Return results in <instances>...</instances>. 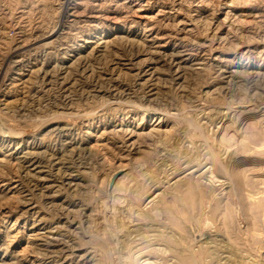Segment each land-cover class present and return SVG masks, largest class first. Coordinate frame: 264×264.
Segmentation results:
<instances>
[{"label":"rangeland","instance_id":"374dc122","mask_svg":"<svg viewBox=\"0 0 264 264\" xmlns=\"http://www.w3.org/2000/svg\"><path fill=\"white\" fill-rule=\"evenodd\" d=\"M263 143L264 0H0V264H264Z\"/></svg>","mask_w":264,"mask_h":264},{"label":"bare ground","instance_id":"6f19581e","mask_svg":"<svg viewBox=\"0 0 264 264\" xmlns=\"http://www.w3.org/2000/svg\"><path fill=\"white\" fill-rule=\"evenodd\" d=\"M159 123L160 122H158V124L157 125H159ZM260 126V125H259ZM158 127V126H157ZM262 128V127H261ZM152 130V129H151ZM255 130H257V129H255ZM262 130V129H261ZM260 131V130H259ZM153 132H160V131H158V129H155V130H153ZM254 132V131H253ZM256 132V131H255ZM254 132V133H255ZM136 133V132H135ZM258 133V132H257ZM263 133V132H262ZM251 139V138H250ZM254 140V139H253ZM253 140L251 139V141L253 142ZM251 142V143H252ZM258 143V142H257ZM256 143V145H258ZM252 144H254V142L252 143ZM260 144V143H259ZM264 144V143H263ZM262 145V144H261ZM252 146V145H251ZM255 146V145H254ZM256 148H259L258 146L256 147ZM264 148V147H263ZM262 148V150H264ZM260 149H261V146H260ZM264 152V151H263ZM248 182V181H247ZM247 185V184H246ZM260 194L261 195H263L262 196V198L261 199H253V198H251V200L252 201H254V204L252 205V207H251V216H252V220L254 221V222H258V223H256V224H258L259 225V222L260 221H262V223L264 224V191L262 190V192H260ZM262 223H260V224H262ZM260 227L261 226H263V225H259Z\"/></svg>","mask_w":264,"mask_h":264}]
</instances>
